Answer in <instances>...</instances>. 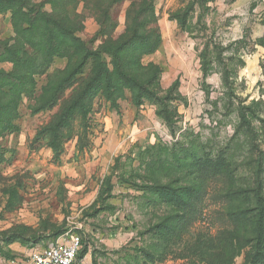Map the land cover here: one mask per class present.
Masks as SVG:
<instances>
[{
  "label": "rangeland",
  "instance_id": "obj_1",
  "mask_svg": "<svg viewBox=\"0 0 264 264\" xmlns=\"http://www.w3.org/2000/svg\"><path fill=\"white\" fill-rule=\"evenodd\" d=\"M260 216L264 0H0V264H264Z\"/></svg>",
  "mask_w": 264,
  "mask_h": 264
},
{
  "label": "built area",
  "instance_id": "obj_2",
  "mask_svg": "<svg viewBox=\"0 0 264 264\" xmlns=\"http://www.w3.org/2000/svg\"><path fill=\"white\" fill-rule=\"evenodd\" d=\"M81 241L77 236L60 238L40 251H32L25 264H75Z\"/></svg>",
  "mask_w": 264,
  "mask_h": 264
},
{
  "label": "trees",
  "instance_id": "obj_3",
  "mask_svg": "<svg viewBox=\"0 0 264 264\" xmlns=\"http://www.w3.org/2000/svg\"><path fill=\"white\" fill-rule=\"evenodd\" d=\"M241 214H242V212L239 213V215H241ZM257 226H258V229H257L258 238L259 237L260 238H264V225H263V220H262V217L261 216L259 217V221H258ZM252 249L254 250L255 249V246ZM253 263H254V258H253Z\"/></svg>",
  "mask_w": 264,
  "mask_h": 264
}]
</instances>
